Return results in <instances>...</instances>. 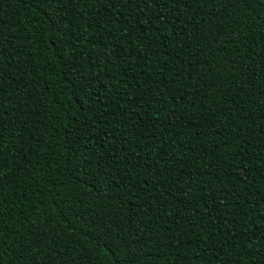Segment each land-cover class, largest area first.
<instances>
[{
	"label": "trees",
	"instance_id": "obj_1",
	"mask_svg": "<svg viewBox=\"0 0 264 264\" xmlns=\"http://www.w3.org/2000/svg\"><path fill=\"white\" fill-rule=\"evenodd\" d=\"M109 3L0 0V264H264V0Z\"/></svg>",
	"mask_w": 264,
	"mask_h": 264
},
{
	"label": "snow or ice",
	"instance_id": "obj_2",
	"mask_svg": "<svg viewBox=\"0 0 264 264\" xmlns=\"http://www.w3.org/2000/svg\"><path fill=\"white\" fill-rule=\"evenodd\" d=\"M123 3H127V4H132L134 6H136L137 4L139 5H148V6H153L156 5L158 6V0H122ZM109 6H113L110 0ZM129 11H131V9H129ZM139 23V22H138ZM145 43H147V41H145ZM150 47V45H149ZM4 242L0 241V245H2ZM110 250H112V254L115 255V244H112L109 246ZM128 264H136V261L134 258H131L128 260Z\"/></svg>",
	"mask_w": 264,
	"mask_h": 264
}]
</instances>
